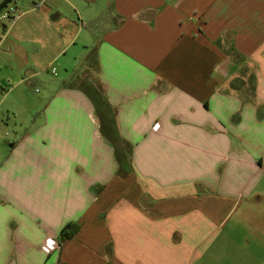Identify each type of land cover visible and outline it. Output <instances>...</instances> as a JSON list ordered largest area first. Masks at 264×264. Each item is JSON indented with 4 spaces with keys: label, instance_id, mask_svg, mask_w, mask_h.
<instances>
[{
    "label": "crops",
    "instance_id": "crops-1",
    "mask_svg": "<svg viewBox=\"0 0 264 264\" xmlns=\"http://www.w3.org/2000/svg\"><path fill=\"white\" fill-rule=\"evenodd\" d=\"M17 5L0 79L62 78L0 119V264H223L228 219L264 214V0Z\"/></svg>",
    "mask_w": 264,
    "mask_h": 264
},
{
    "label": "rangeland",
    "instance_id": "rangeland-1",
    "mask_svg": "<svg viewBox=\"0 0 264 264\" xmlns=\"http://www.w3.org/2000/svg\"><path fill=\"white\" fill-rule=\"evenodd\" d=\"M4 35L3 28H0V36ZM0 57H7L0 54ZM42 67L34 72L39 78H31V86H20L12 82L0 79V119L3 118V112L7 106H17L19 122L26 123L29 120L32 110L38 105L40 99L45 95V83L51 79H60L61 67L57 63L46 65V58L43 57ZM23 63L20 69H24ZM56 67L58 75L52 74V68ZM34 74V73H33ZM66 74V73H63ZM63 76V75H62ZM12 90L13 94H9ZM21 94L23 95L21 97ZM40 104V103H39ZM31 118V117H30ZM14 119V117H13ZM252 203V204H251ZM242 205L228 219L224 229L221 232L224 237L223 247H219L217 242L214 250L226 252V258L223 264H264V214L261 208L253 206L254 201ZM260 207V205H258ZM227 237V238H226ZM227 239V241H226ZM251 251H255L254 254ZM217 264L216 262H213ZM222 264V263H221Z\"/></svg>",
    "mask_w": 264,
    "mask_h": 264
},
{
    "label": "built area",
    "instance_id": "built-area-1",
    "mask_svg": "<svg viewBox=\"0 0 264 264\" xmlns=\"http://www.w3.org/2000/svg\"><path fill=\"white\" fill-rule=\"evenodd\" d=\"M19 18V8L17 0H0V28H6L7 25L14 24ZM53 73L57 72L56 67L52 68ZM160 129V124L154 127V131ZM59 249V243L55 238L48 237L42 245V250L46 255H52Z\"/></svg>",
    "mask_w": 264,
    "mask_h": 264
},
{
    "label": "trees",
    "instance_id": "trees-1",
    "mask_svg": "<svg viewBox=\"0 0 264 264\" xmlns=\"http://www.w3.org/2000/svg\"><path fill=\"white\" fill-rule=\"evenodd\" d=\"M93 96H94L93 98H94L96 103L99 101H103L102 94L100 91H97L95 93V95H93ZM105 131L116 132L115 129L113 130L111 125ZM126 149H128V146H126ZM79 228H80V225L78 223H71V224L67 225L61 233L62 241H65V240L72 238L78 232Z\"/></svg>",
    "mask_w": 264,
    "mask_h": 264
}]
</instances>
